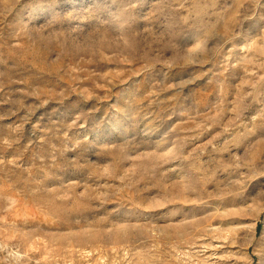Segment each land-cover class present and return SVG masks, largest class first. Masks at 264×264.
<instances>
[{"label": "rangeland", "instance_id": "obj_1", "mask_svg": "<svg viewBox=\"0 0 264 264\" xmlns=\"http://www.w3.org/2000/svg\"><path fill=\"white\" fill-rule=\"evenodd\" d=\"M0 264H264V0H0Z\"/></svg>", "mask_w": 264, "mask_h": 264}]
</instances>
